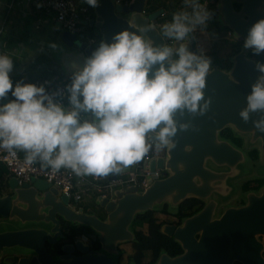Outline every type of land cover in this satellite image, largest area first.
Returning a JSON list of instances; mask_svg holds the SVG:
<instances>
[{"label": "water", "instance_id": "95a60500", "mask_svg": "<svg viewBox=\"0 0 264 264\" xmlns=\"http://www.w3.org/2000/svg\"><path fill=\"white\" fill-rule=\"evenodd\" d=\"M77 1L92 14L87 19L81 18L80 23L95 26L102 40L111 42L112 36L127 28V20L134 17L138 25L151 26L148 37L156 43L164 42L152 22L157 13L142 12L145 0L128 3L99 0L95 8L86 0ZM233 1L240 3L238 9ZM217 5L218 20L230 27L241 45L229 57L232 61L229 69L212 62L205 88V98H211L208 111L202 116L180 117L181 121L191 120L193 126L187 131L178 130L175 146L149 159L150 169L160 168L162 177L148 175V184L143 189H138L136 184L114 187L112 197L98 193L95 202L106 212L101 219L85 212L82 206H71L69 198L43 178L19 184L15 176H10L0 187V260H16V264H115L109 254L88 250L81 236L63 242L61 252L53 257L47 243H55L62 235L58 216L95 229L98 234L93 236L99 240L101 249L116 256L118 243L134 236L130 224L137 212L159 207L165 201L174 207L184 198L196 196L204 201L199 210L179 224L165 222L160 226L163 233L180 243L182 252L175 255L161 252L154 264H233L235 261L264 264V183L258 189L243 192L238 183L243 177L264 174V133L255 130L251 120L245 123L239 116L246 107L251 84L259 75L255 70L256 59L243 49V42L251 25L264 17V0H217ZM56 25L61 27L58 20ZM75 38L66 29L51 35L50 43L56 47L50 46L49 53L62 74L72 75L74 65L83 66L85 57L91 54L92 45H78ZM190 48L197 50L194 40ZM10 97L9 93L4 102ZM259 115L252 114V119ZM225 126L244 137L242 146L220 134ZM252 146L259 149L261 161L255 167L247 153ZM120 174L106 179H115ZM238 196L244 200L242 204L229 203ZM75 249L82 254H74Z\"/></svg>", "mask_w": 264, "mask_h": 264}, {"label": "clouds", "instance_id": "9594fccd", "mask_svg": "<svg viewBox=\"0 0 264 264\" xmlns=\"http://www.w3.org/2000/svg\"><path fill=\"white\" fill-rule=\"evenodd\" d=\"M86 3L95 8L99 0ZM213 16L207 0H183V8L159 29L163 43L148 37L151 26L130 17L129 26L111 42L101 40L83 66L74 65L63 91L23 81L14 86L12 56L0 53V149L11 157L23 153L25 163L54 172L106 178L150 152L158 155L174 147L178 130L193 126L179 118L202 116L211 104L205 88L213 61L203 48L192 50L190 44ZM243 49L264 56V17L249 28ZM254 63L259 75L239 116L264 133V60ZM65 91L67 105L57 99ZM9 93L13 99L4 102ZM254 113L259 118L252 119Z\"/></svg>", "mask_w": 264, "mask_h": 264}, {"label": "trees", "instance_id": "16d2710c", "mask_svg": "<svg viewBox=\"0 0 264 264\" xmlns=\"http://www.w3.org/2000/svg\"><path fill=\"white\" fill-rule=\"evenodd\" d=\"M202 2H204V0H202ZM216 4H217V0H207V6L211 11L214 12V16L208 22L207 28L205 30L210 33L219 34L221 30L226 29L230 32L232 38H235L231 32L230 27L223 26L222 23L218 20L216 16L217 13ZM161 8L165 10V13L161 16L154 17L152 20V22L157 26L158 29H160L164 23L171 21L174 12L181 10L183 8V0H145L144 2V9L147 14H151L154 11ZM85 27L88 32V36L94 37L96 43H99L102 40V37L95 26L85 25ZM236 40L238 41V44L233 49V53L231 55H233L236 51H238L241 45V42L238 39ZM212 53L213 55L209 57H211V60L214 63H217L220 67L224 69L230 68L232 61L229 59V56L223 57L222 59L221 56H217L218 55L217 52H212ZM247 53L250 57L256 59L252 55L250 50H248ZM45 59H46L45 60L46 63L50 62V59L48 58ZM257 59L259 58L257 57ZM50 70H55V72L60 74L59 70L54 68L52 69L50 66L45 65L39 71L38 73L39 77L48 76L50 74ZM220 133L222 136L228 138L236 145L239 146L243 145V136L235 132L230 126H225L224 128H222L220 130ZM247 153L252 159L257 160L259 155V149L256 146L250 147L247 149ZM121 175L125 176L124 173H121ZM7 179L8 177L6 175V167L2 163H0V187L7 182ZM263 183H264V176L255 175L251 179L244 180L241 183V189L242 191H245L250 188L258 189ZM241 201L244 202L242 198ZM203 204L204 201L201 198L196 196H189L184 198L174 207H172L167 201H165L159 207L149 208L147 210L137 212L133 217V219L131 220V224H130L134 234L132 239V246L134 251L130 255V259L135 264H153L157 256L161 252H167L170 255H175L182 252L183 248L180 245V243L172 235H168L161 231L160 226L164 222V220H159L155 212L159 211L163 213L172 214L177 219L175 220V222L179 223L182 221L184 217L189 216L194 212H196L197 210H199L203 206ZM59 218L61 222L60 225L63 229V237H67L71 239L76 234L80 233L82 228H84L83 226H80L81 224L73 225L72 222L67 221L63 217L59 216ZM133 221L139 222L140 224H145L146 230L144 231L141 228L138 229L134 228L132 226V224H134L132 223ZM59 239L61 240L62 238L59 237ZM59 244L60 242L54 244V247L55 249H57L58 252L60 250ZM145 252H148L149 254H146ZM0 264H16V260L8 261L7 259L4 258L0 260ZM233 264H241V263L235 261Z\"/></svg>", "mask_w": 264, "mask_h": 264}, {"label": "built area", "instance_id": "2783aa9c", "mask_svg": "<svg viewBox=\"0 0 264 264\" xmlns=\"http://www.w3.org/2000/svg\"><path fill=\"white\" fill-rule=\"evenodd\" d=\"M39 2L43 10L49 14H53L56 20H58L63 29H66L75 34V41L78 45H92L91 52L98 46L94 37L88 36L86 27L80 23L81 18H89L90 13L86 5L79 4L77 0H26ZM116 2H126L130 0H115ZM144 11V9H142ZM158 15H163L165 10L159 9L156 11ZM0 31L2 29L0 28ZM26 83V82H24ZM31 83L36 85H44L49 92H56L57 90H65L66 85L62 82L55 81L51 77L36 78ZM67 93L64 92L63 96L57 97L63 103L66 101ZM13 97H10V100ZM152 154L150 152L145 158V166L139 168V172L135 170L138 164L130 167L128 174L122 176L118 175L115 179L111 180L106 186H102L96 183L94 177H77L69 170L61 169L59 172H54L50 168L41 166L39 163L27 164L24 160V154L17 153L15 157H11L3 149H0V163L6 167L7 176H15L19 184L23 182H30L33 178H43L55 185L62 194L68 198H72L76 201L86 202L97 191L102 195H108L109 189L117 187V185L124 186L129 184H136L138 189L144 188L147 182V176L151 175L152 178L161 177L162 170L158 167L151 170L148 161ZM134 167V169H132ZM109 186L110 188L105 190Z\"/></svg>", "mask_w": 264, "mask_h": 264}, {"label": "crops", "instance_id": "0c3cea01", "mask_svg": "<svg viewBox=\"0 0 264 264\" xmlns=\"http://www.w3.org/2000/svg\"><path fill=\"white\" fill-rule=\"evenodd\" d=\"M91 16L90 14L89 17ZM56 21L53 14L45 12L39 2L0 0V28L2 29L0 31V53L12 56L13 70L10 77L14 86L19 81L31 83L36 78H42L38 73L45 65L59 70L60 74L53 70L54 76L50 74L43 77H51L66 86L71 83L72 75L62 74L57 62L49 53L51 35L63 29L56 25ZM203 49L205 52L208 51L207 48ZM45 58L50 59V62L46 63ZM64 104H68L67 96ZM7 177L9 178V176ZM95 182L106 186L111 183V180L97 178ZM109 188L107 186L104 189ZM97 193L99 192L95 191L94 195Z\"/></svg>", "mask_w": 264, "mask_h": 264}, {"label": "flooded vegetation", "instance_id": "af4514ba", "mask_svg": "<svg viewBox=\"0 0 264 264\" xmlns=\"http://www.w3.org/2000/svg\"><path fill=\"white\" fill-rule=\"evenodd\" d=\"M233 6L238 9L239 6H240V3L238 1H233ZM86 19V18H85ZM236 132V131H235ZM221 134V133H220ZM239 134V133H238ZM240 135V134H239ZM224 137V136H223ZM226 138V137H225ZM243 143H244V137H243ZM239 146V145H238ZM242 146V145H241ZM250 157V156H249ZM250 159L252 161H255L254 159H252L250 157ZM258 159H259V155H258ZM253 164V162H252ZM162 176V174H161ZM253 176H249V177H246V178H242L240 181H239V185H240V189H241V183L246 180V179H251ZM250 189H253V188H250ZM4 192V191H3ZM241 192L242 189H241ZM95 196V195H94ZM92 196L86 203L84 202H81V201H76L72 198H69V203L71 206H74V207H80L82 206L83 210L87 213H93V214H96L98 217H100L101 219H103L105 216H106V212L104 211L103 207L100 206L99 203H96L95 202V197ZM239 197V198H238ZM236 198V201L235 202H232L230 201L229 203L232 204V205H239V204H242L243 202L241 201V196H238ZM84 203V204H83ZM222 210V207H220V211ZM162 214H166V213H163V212H160ZM59 217V216H58ZM60 219V218H59ZM175 220H177L176 218H174V220H171V221H164L163 223L167 222V223H176V224H179L177 222H175ZM71 222V221H70ZM61 224V222H60ZM72 224L74 225H77V224H80V223H77V222H72ZM61 226V225H60ZM80 226H83L84 228H82L81 232L76 234L73 238H67V237H63V229H62V235L61 236H58L57 237V242H60V246L63 242L65 241H72L75 237L77 236H81L84 238L85 242L88 244V250L91 249V250H97V251H102V252H105L107 254H109L111 256V258L115 261V264H130L132 263L133 261L130 259V255L133 253L134 249H133V246H132V239L129 240L130 241V246H131V250L130 252H126V254H124V249H122V246L121 244L125 243L126 241H122V242H119L118 243V253L116 256H113L111 255L110 253L106 252L105 250L101 249V244L99 242V240L97 238H95L93 236V234L95 233L96 235L98 234V232H96L95 229H93L92 227L88 226V225H83L81 224ZM79 229V228H78ZM142 229V228H141ZM59 237H61L62 239L60 240ZM55 243H49L47 244V248L49 250V252L53 255V257H56L60 252L61 250H59V252L57 251V249H55L54 247V244ZM59 246V247H60ZM74 254H77V255H81L82 253L75 249L74 250ZM124 257V258H123ZM134 263V262H133ZM154 264V263H153Z\"/></svg>", "mask_w": 264, "mask_h": 264}, {"label": "rangeland", "instance_id": "374dc122", "mask_svg": "<svg viewBox=\"0 0 264 264\" xmlns=\"http://www.w3.org/2000/svg\"><path fill=\"white\" fill-rule=\"evenodd\" d=\"M217 6L218 5L216 4V10H217V13H218ZM217 13H216V16H217ZM194 42H195V46H196L197 49H198V47L199 48H207L208 49V51L205 52V54L207 56L213 55L212 52H217L218 53L217 56H221L222 59H223V57L231 56V54L233 53V49L238 44V41L236 40V38H232V35L226 29L221 30L219 32V34L210 33V32H208L206 30H204V31L196 30ZM255 58L257 59V57H255ZM258 58L261 59V60H264V56H260ZM50 74H51V76H54V71L53 70L50 71ZM67 101H68V99H67ZM252 147H254V146H252ZM160 154L161 155L165 154V151L160 152ZM252 162H253V164H252ZM260 163H261L260 159H257L255 161L251 160V165L253 167L259 165ZM145 164H146L145 160L143 159L140 163H138V165L136 167L138 169H136L135 171L139 172L140 171L139 168L144 167ZM132 169H134V167ZM123 173H124V175H127L128 174V170L124 171ZM255 175L256 174L250 175V177L251 176H255ZM261 176H264V174L263 175L261 174ZM246 177H249V176H246ZM246 177H243V178H246ZM241 179L238 180V183H239V181ZM112 190H113V188H110V190H109L110 191L109 192V196H111V197H112V193H111ZM231 201L235 202L236 201V197L234 199H232ZM155 214H156V216L158 217L159 220L171 221V220H174V218H175L174 215L169 214V213L162 214L159 211H157V212H155ZM132 223H134V224H132V226L134 228H136V229L142 228L144 231L146 230V225L145 224H140L139 222H135V221H133ZM121 246H122V249H124V254H126L127 251L130 252L131 246H130V241L129 240H127L125 243L121 244ZM145 253L149 254L148 252H145Z\"/></svg>", "mask_w": 264, "mask_h": 264}]
</instances>
